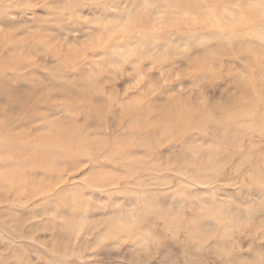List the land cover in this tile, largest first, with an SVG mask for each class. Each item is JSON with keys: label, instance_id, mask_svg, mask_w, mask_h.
I'll return each mask as SVG.
<instances>
[{"label": "rangeland", "instance_id": "1", "mask_svg": "<svg viewBox=\"0 0 264 264\" xmlns=\"http://www.w3.org/2000/svg\"><path fill=\"white\" fill-rule=\"evenodd\" d=\"M222 9L218 16L188 15L198 21L190 27L175 20L179 16L164 0H0V38L39 33L71 54L57 69L51 53L25 50L26 65L0 69V77L11 87L31 89L35 99L46 100V116L66 128L79 126L90 137L78 150L79 159L64 162L60 175H38L37 180L51 183L42 194L30 196L25 187L16 196L0 186V264H261L264 186L253 179V169H263L264 184V130L252 129L253 114L238 120L228 144L233 157L223 165L215 153L226 139L223 126L167 138L157 127L139 135L130 127L138 116L123 109L134 102L156 117L161 105L176 100L209 111L230 110L227 97L241 91L227 70L246 77L249 57L234 52L238 47L228 50L219 64L207 65L215 77L193 71V62L220 43L243 42L264 51V40L256 32L246 39L229 36L222 25L230 24L226 19L239 8ZM209 18L213 26L205 22ZM261 61L254 73L264 79V54ZM75 78L96 80L105 100L114 98L102 117H94L89 105L64 89H71ZM255 87L252 112L264 116L262 86ZM12 107L0 99V120L7 117L9 125H27L31 132L43 128L42 119L30 121L28 110ZM92 140L107 147L91 150ZM114 146H121L120 154ZM189 149L196 154L184 170ZM133 169L138 172L127 181ZM104 172L113 178L103 180ZM192 175L202 180L191 181ZM253 211L257 231L249 219ZM194 233L200 238L193 243Z\"/></svg>", "mask_w": 264, "mask_h": 264}, {"label": "bare ground", "instance_id": "2", "mask_svg": "<svg viewBox=\"0 0 264 264\" xmlns=\"http://www.w3.org/2000/svg\"><path fill=\"white\" fill-rule=\"evenodd\" d=\"M164 1L165 5L173 10L172 14L179 16L175 20L185 22L190 27H194L198 21L190 19L188 15L205 16V18L209 16H218L217 13L224 14V11H222L223 6L228 7V5H237L239 12L236 15L231 16L232 18L226 19L231 23L222 25L226 27L225 32H227L229 36L232 35L234 39H236L237 36L246 39L248 38V35L251 36L256 32L258 34L257 36H260L264 40V0ZM167 14L169 13L167 12ZM169 15H171V13ZM205 22H207L208 26H213L214 20H210L209 18V20ZM246 31L249 34H246ZM40 36L41 35L39 33H33L23 39H17L12 35L2 36L0 38V69H19L20 66H25V50H42L45 53H51L57 60L55 68L60 69L65 67L71 57V54H64L61 49L58 47H52ZM224 45L225 44L221 43L220 45L217 44L212 52H207L199 59L195 60V62H193L195 65H192V67L193 71L201 74L211 73V75L215 77L216 75L214 71H211L207 65L213 62L219 64L222 54L226 53L228 50H231L232 52V50L238 47V49L236 48L234 52L238 51L239 53H243L245 56L249 57V68H247L248 74L246 77L237 75L235 70L230 67L227 70L230 77L235 76L237 79V81H235L238 83L237 87L241 91V96L236 97L231 95L227 97L225 102L227 105H230V110L224 109V107H216L214 110L209 111L204 110L198 105L196 107L192 103H181L176 100H172L161 105L158 115L154 117L152 109H145L143 107L140 108L138 105H135L134 102L128 101L123 104L124 114L129 116H138L135 122L133 120L130 121V127L139 135H143V132H151L153 129L159 127V133L161 136L167 138L172 137L173 135H185L190 129L199 130L200 132H203L202 134H204L206 131L205 127L210 124L223 126L226 130V139L222 142V144H220L215 153L222 156L223 165L228 164L233 157V154L232 156L228 154V144L231 137L237 133L236 127L239 119L245 117L246 114H253L255 121L252 125V129L258 131L259 133H262L264 130V116L256 115L252 112V108L254 106L253 104L256 102V98L258 97L256 94L257 87L255 86L261 85L264 93V79H259L257 74L254 73L256 68H259L261 65L264 51L260 50V48L248 49L246 43L243 42H240L238 46L230 45L229 43V46ZM1 47H10L11 50H13V53L6 54L7 52H5ZM236 56L237 54L234 56L232 55L230 57L231 61H234L237 58ZM72 84H74V86H71V89L68 87H65L64 89L73 93V95H76L83 100L85 104L89 105L91 108L90 113H92L94 117H102L106 108L114 104L113 97L105 100L101 87L94 79L87 80L75 78L72 80ZM24 89L26 88L11 87L7 85V82H5L2 76L0 77V99L11 103L14 110H28L27 115L29 114V120L33 121L36 118H40L44 121V126L43 128L37 129L36 132H31L27 125L19 127L14 126L13 124L9 125L10 120L7 119V117L0 120V186L3 188L5 193L14 194L16 196H20L24 192L25 187H30L28 191L29 195L34 196L42 194L41 190L51 186V183L46 180H37L36 178L38 175L43 174L44 176L51 178H54V176L56 177V175H60L63 170L62 168L64 162H74L79 159L78 150L82 149L85 144L90 142V137L86 132L82 133L79 126L69 125V128H66L67 126H63L60 121L50 119L43 112V108L46 106V100L35 99L31 89ZM12 112L13 111H10L9 114ZM90 147L91 150H101L105 149L107 145L102 141L95 142V140H92ZM121 150V146L113 147L114 153L120 154ZM211 152L213 153V151ZM114 153L113 155H115ZM188 154L189 157H187L185 163L186 167H184V170L187 169V166L191 165L196 152L189 149ZM251 156L250 154L245 156L243 161H250ZM232 166L233 165L229 167V170ZM262 171L263 169L261 167L255 166L253 169L255 174L253 179L259 181L264 186L263 180L260 177ZM135 172L138 171H136V169L130 170L129 176L126 177L127 181L133 178V174ZM104 173L105 175L103 180L113 178L111 177V173ZM224 176L226 175L224 174ZM221 177L223 178V176ZM224 179L226 180L227 178ZM190 180L199 181L202 179L198 175H192L190 176ZM136 185L141 187L143 182L137 181ZM254 215L255 212L253 211L249 214V219L253 221V224L251 225L252 229L257 231L260 228V224L255 222ZM197 234L198 233L191 234L192 236L189 240L194 243L195 237L198 238ZM261 264H264V260L261 261Z\"/></svg>", "mask_w": 264, "mask_h": 264}]
</instances>
